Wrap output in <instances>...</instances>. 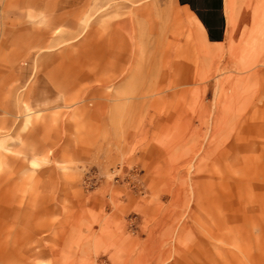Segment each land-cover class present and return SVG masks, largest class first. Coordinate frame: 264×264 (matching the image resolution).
<instances>
[{
  "label": "rangeland",
  "instance_id": "rangeland-1",
  "mask_svg": "<svg viewBox=\"0 0 264 264\" xmlns=\"http://www.w3.org/2000/svg\"><path fill=\"white\" fill-rule=\"evenodd\" d=\"M181 10L0 0V264H264V0Z\"/></svg>",
  "mask_w": 264,
  "mask_h": 264
},
{
  "label": "crops",
  "instance_id": "crops-1",
  "mask_svg": "<svg viewBox=\"0 0 264 264\" xmlns=\"http://www.w3.org/2000/svg\"><path fill=\"white\" fill-rule=\"evenodd\" d=\"M181 12L185 11L196 27L204 31L212 47L225 41V0H175ZM180 12V13H181Z\"/></svg>",
  "mask_w": 264,
  "mask_h": 264
},
{
  "label": "bare ground",
  "instance_id": "bare-ground-1",
  "mask_svg": "<svg viewBox=\"0 0 264 264\" xmlns=\"http://www.w3.org/2000/svg\"><path fill=\"white\" fill-rule=\"evenodd\" d=\"M233 3L234 0H227L225 3V10H226V28H225V41L221 44H214L213 47H203V51L205 54L208 55H216L219 51L222 49L228 48V45L233 41L235 33L237 31L238 23H240V20H235L233 18ZM199 30V39L202 42H207L204 31L201 27H198Z\"/></svg>",
  "mask_w": 264,
  "mask_h": 264
}]
</instances>
